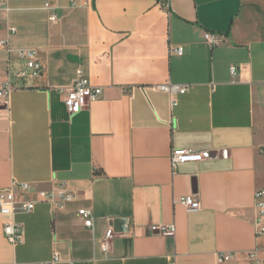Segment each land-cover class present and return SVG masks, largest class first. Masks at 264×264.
<instances>
[{"label":"crops","instance_id":"1","mask_svg":"<svg viewBox=\"0 0 264 264\" xmlns=\"http://www.w3.org/2000/svg\"><path fill=\"white\" fill-rule=\"evenodd\" d=\"M0 42L12 50L0 45L1 80L24 68L16 50L42 67L0 106V189L28 183L22 198L36 201L64 184L73 196L16 214V247L0 214V264H264V0H7ZM78 72L102 95L69 115ZM167 83L187 88L175 107L153 89ZM177 148L210 159L172 174ZM192 195L197 212L179 203ZM169 225L173 236L153 230ZM223 253L233 258L219 263Z\"/></svg>","mask_w":264,"mask_h":264},{"label":"built area","instance_id":"2","mask_svg":"<svg viewBox=\"0 0 264 264\" xmlns=\"http://www.w3.org/2000/svg\"><path fill=\"white\" fill-rule=\"evenodd\" d=\"M7 0H0V6H6ZM49 9V5H45ZM51 21H55V16L50 18ZM14 32L13 29L10 30ZM215 35L205 33L204 41L210 46L216 45ZM1 46H4L8 53L12 50L0 42ZM177 55L182 54V49L177 48L173 50ZM17 56L23 61L24 68L18 69L16 71L8 70L5 79H0V106L6 105V101L14 89L13 80H36L41 77L42 67L40 63L36 60V54L30 50H16ZM230 73L233 75L235 73V68L230 69ZM155 91L163 92L169 95L171 107L177 105L175 99L176 96L184 95L187 92L185 86H180L176 84H163L160 86L153 87ZM102 95V89L99 87H93L87 84L86 80L82 78L81 72L77 73V78L73 86L67 91L64 105L66 111L69 115H75L81 112L84 107L89 103L98 100ZM228 152L222 150V158L227 157ZM210 159V152L197 153L192 150L177 148L173 149L170 154V168L172 174H174L180 165L186 163H199ZM32 191V186L28 183H20L17 181H12L9 188L0 189V214L7 217L2 224V232L5 240L12 246L16 247L23 242V229L20 224H18L14 217L18 213L29 214L32 213L37 202L53 204L58 200V207H62L63 204L71 202L73 196L67 194L65 191V185L59 184L56 189L51 191H39L36 193L37 200H27L23 199L22 195L24 193H29ZM20 198H18L19 196ZM262 192L256 194V198L259 200L257 203V208L259 210L258 219V234L264 237V201H262ZM179 203L182 204L187 212H197L201 209V205L197 198L192 195L179 199ZM78 216L83 221V226L92 230L94 226L93 214L88 209H80L77 212ZM153 230L162 236H173L175 233L174 225L169 226H159L153 228ZM115 237V234L111 228H108L105 235L101 241V251L104 255H107L111 248V243ZM233 258L231 253H223L218 255V262L224 263ZM59 258L55 256L51 262L44 264H57ZM19 264V263H12Z\"/></svg>","mask_w":264,"mask_h":264}]
</instances>
